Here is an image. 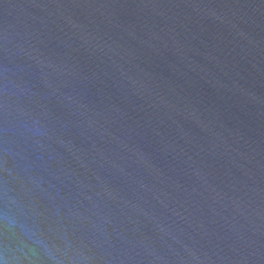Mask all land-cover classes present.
<instances>
[{"label":"water","instance_id":"1","mask_svg":"<svg viewBox=\"0 0 264 264\" xmlns=\"http://www.w3.org/2000/svg\"><path fill=\"white\" fill-rule=\"evenodd\" d=\"M0 264H264V0H0Z\"/></svg>","mask_w":264,"mask_h":264}]
</instances>
